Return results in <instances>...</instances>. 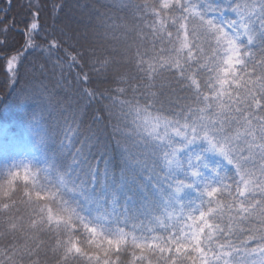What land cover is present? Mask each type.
Masks as SVG:
<instances>
[{"label":"snow or ice","instance_id":"obj_1","mask_svg":"<svg viewBox=\"0 0 264 264\" xmlns=\"http://www.w3.org/2000/svg\"><path fill=\"white\" fill-rule=\"evenodd\" d=\"M61 6L52 0L53 13ZM129 7L135 23L113 22L100 56L58 29L41 37L42 5H30L25 47L55 58L61 74L65 65L79 69L84 96L103 105L112 144L91 132L79 139L73 118L57 146L35 115L30 143L0 144L6 155L31 156L0 183V264H114L129 252L134 264H264V0ZM120 63L134 74L107 92L91 86L85 65ZM23 67L20 52L7 58L11 83ZM18 184L35 213L27 222L17 219Z\"/></svg>","mask_w":264,"mask_h":264},{"label":"trees","instance_id":"obj_2","mask_svg":"<svg viewBox=\"0 0 264 264\" xmlns=\"http://www.w3.org/2000/svg\"><path fill=\"white\" fill-rule=\"evenodd\" d=\"M143 2L144 0H62L61 9L53 13L52 0H11V5L7 0H0V30L7 29L6 33L0 31V144L14 139L30 143L27 125L29 118L35 115L57 142V146L63 139L66 122L71 124L73 118L78 126L79 139L91 132L95 133L101 145H111L112 129L109 119L102 111L103 105L97 102L89 103L84 96L76 78L79 69L69 72L65 65L61 74V70L53 62L55 58L49 61L39 50L25 47L26 21L30 19L29 7L32 4L42 5L40 22L44 31L41 37H47L54 29H58L55 34L59 36L61 32L66 33L65 38L69 44L75 43L85 49H97V54L103 56L111 46L109 41L102 39L108 33L109 26L115 22L131 27L135 22L129 5ZM237 2L245 3L247 0ZM41 37L37 38V42L43 44ZM17 52L23 57L24 67L20 70L16 83H11L7 58ZM40 65H44V68L41 69ZM84 71L91 77V86L104 92L117 86L115 80L121 74H134L133 67L123 63L114 64L107 70L99 69V66L94 70L91 65H85ZM41 85L44 88L43 94H34ZM25 92L33 95L27 103L21 104L17 98ZM177 95L190 93H182L177 86ZM98 116L104 118L98 119ZM29 160L31 156L17 151H10L6 155L0 149V183L6 179L11 164L20 165ZM13 196L19 212L17 219L27 222L35 213L31 205L26 203L21 185L16 186ZM3 219L4 217L0 216V221ZM3 231V224L0 223V246L6 243ZM41 238L49 245L54 240L52 236ZM23 239L21 235L20 242ZM113 262L134 264L130 252L121 255L120 261H115L113 257Z\"/></svg>","mask_w":264,"mask_h":264}]
</instances>
